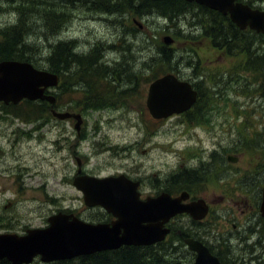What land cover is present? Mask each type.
Masks as SVG:
<instances>
[{"label":"rangeland","instance_id":"rangeland-1","mask_svg":"<svg viewBox=\"0 0 264 264\" xmlns=\"http://www.w3.org/2000/svg\"><path fill=\"white\" fill-rule=\"evenodd\" d=\"M45 1L53 6L30 9L19 21L14 2L0 0V42L3 31L15 25L27 28L30 34L19 50L25 55L23 45H29L27 56L35 54L41 68H47L56 44L69 42L74 54H90L94 73L72 67V73L65 74L67 86L48 92L59 97L58 106L35 101L40 109L30 111L26 103H0V233L43 228L60 212H73L88 223L108 221L104 208L85 204L73 181L78 176L126 175L142 181L150 196L168 192L178 197L192 191L194 201L198 197L214 204L213 217L198 227L191 216L181 217L169 246L162 253L155 251L172 264L193 259L180 240L183 233L202 237L220 250V241H225L220 235L232 231L229 217L241 225L231 238L233 252L246 254L251 244L258 246L257 234L241 232L249 220L240 219L239 210L249 192L255 196L264 188V65L246 64L247 55L239 49L216 47L212 29L205 31L211 17L198 4L177 21H166L161 15L126 13L125 8L97 13L86 2L72 6ZM239 1L264 10V0ZM168 36L173 39L170 45L164 41ZM161 47H173L176 59L166 62ZM167 74L192 84L203 82L207 99L200 102L201 111L164 120L152 117L149 86ZM74 87L93 92L92 108L81 102L80 93L67 92ZM70 112L82 116L79 131L76 119L55 115ZM180 175L187 182L175 180ZM245 237L251 243L241 245L238 240ZM32 264L46 263L38 257Z\"/></svg>","mask_w":264,"mask_h":264},{"label":"water","instance_id":"water-1","mask_svg":"<svg viewBox=\"0 0 264 264\" xmlns=\"http://www.w3.org/2000/svg\"><path fill=\"white\" fill-rule=\"evenodd\" d=\"M183 1L229 16L241 30L250 29L264 35V10L254 9L236 0ZM164 41L170 45L173 39L168 36ZM59 81L57 74L39 70L31 63L2 61L0 103L16 105L23 100H41L55 105L56 97L46 92L57 87ZM197 96L191 83L180 80L175 74H167L150 84L147 108L153 118L163 120L189 111L196 103ZM55 115L61 120L76 119L75 127L80 130L83 120L81 115ZM228 159L232 162L237 160L231 156ZM73 185L82 192L88 207H102L117 220L112 225L93 224L73 214L60 212L48 218L46 227L28 229L23 235L0 233V261L32 264L40 257L42 262L52 263L116 251L122 247L154 246L166 240L171 231L166 225L174 217L187 214L201 221L209 213V205L203 199L186 203L190 198L186 191L175 198L169 193H162L142 201L137 191L139 183L123 175L116 178L78 176ZM261 212L264 216V200ZM185 243L191 251L197 253L193 264H221L202 242L186 238Z\"/></svg>","mask_w":264,"mask_h":264},{"label":"trees","instance_id":"trees-1","mask_svg":"<svg viewBox=\"0 0 264 264\" xmlns=\"http://www.w3.org/2000/svg\"><path fill=\"white\" fill-rule=\"evenodd\" d=\"M9 3L16 5V10L20 14L19 21H23L27 17L28 11L41 8V6L52 5V2L43 1V0H24L28 3L25 4L23 1L18 2L17 0H6ZM64 4H70L72 6L77 5L78 3H87L86 5L90 7V10H94L97 13H113L119 12V9H126V13L136 12L139 15L145 16L144 14L152 15H161L166 21H177L180 18V15H183L191 10L193 7H198L196 3H188L183 0H57ZM45 2V3H44ZM252 6L250 3H248ZM57 7V6H55ZM202 9L206 15L211 17V22L205 27L207 32L209 29H212L210 32L211 38H213V44L216 47L226 49L231 51L232 49H239L238 53H245L247 55V63L264 65V35L258 34L251 30H241L239 29L229 17H225L222 14L208 9L206 7H198ZM101 11V12H99ZM35 13L34 11H31ZM13 26L6 31H3L5 39L0 42V62L2 61H21L29 62L33 64L38 69H43L40 67V64H37L38 61L35 58V54H30L27 56V53H30L32 50L29 49V45H23V51L27 52L24 55V52L19 50L24 41H27L26 36L29 35L27 28ZM237 43V44H235ZM239 44L243 47H239ZM71 43L65 42L56 44L50 56L48 57L47 70L51 73L61 75L63 77V86H67L65 74L72 73L71 68L73 67H82V69L94 73L92 71V66L90 63L91 57L90 54L77 55L74 54L71 50ZM31 50V51H30ZM161 57L170 63L172 60L176 59L175 49L164 47L160 49ZM30 51V52H29ZM98 62V60H97ZM39 65V66H38ZM98 63H96L97 67ZM102 84V83H101ZM94 85V84H93ZM195 89L199 92V99L196 105H194L192 111H201L203 104L200 105V102L204 100L206 103L207 93L206 89L203 86V82L193 83ZM80 93L82 95V103H85L87 107L92 108L96 103V96L91 90L83 91L71 88L67 92ZM97 92V90H95ZM95 93V92H94ZM96 94V93H95ZM57 97V106L59 105V97ZM98 97V96H97ZM40 102V105L48 107L47 102ZM37 102L25 100L19 105L26 103V106H31L30 111H39L40 106L36 107ZM19 107L16 105H11V107ZM42 110V108H41ZM43 111V110H42ZM50 111V110H45ZM184 175L176 176L175 180L182 181L183 183L187 182V177ZM180 177V178H179ZM194 181V178L192 180ZM187 236L183 233L181 241L184 237ZM171 240H167L163 243H160L151 247H126L122 248L119 251L112 252H102L94 255L83 256L80 259V264H172L168 259L163 255L157 254L155 251L158 250V253H162L169 245ZM60 262V264H73L76 260ZM78 262V261H77ZM0 264H8L6 261H1ZM186 264V263H185Z\"/></svg>","mask_w":264,"mask_h":264},{"label":"flooded vegetation","instance_id":"flooded-vegetation-1","mask_svg":"<svg viewBox=\"0 0 264 264\" xmlns=\"http://www.w3.org/2000/svg\"><path fill=\"white\" fill-rule=\"evenodd\" d=\"M59 77H60V83H59L58 89H62V87H63V85H62L63 84V77H61V75H59ZM67 112H69V111H67ZM71 121H74V119H72ZM79 162L80 161L77 160L78 166H80ZM123 176H125L126 178H128L129 180H131V181H133L135 183H139V186H138L137 191L140 194V199L142 201H145L149 197H157V196L161 195L162 193H165V192H160V193L156 194L155 196H153V195L150 196V195H148L147 193L144 192L145 186L143 185V182L142 181H140V180H136L135 181V180L130 179L129 176H126V175H123ZM109 177H115L116 178V177H119V176L117 175V176H109ZM186 192H188V191H186ZM191 192L192 191L188 192L189 195H190V198H189V200H187L186 203H191L194 200H196V197H194L193 194H190ZM166 193H168V192H166ZM171 195L173 197H175L174 194H171ZM248 196H249V199H246V203L243 204L244 205L243 206L244 208H242V209L239 210L240 211L239 218L244 220V218L246 217L247 218V221L249 220V225H248V228L247 229H244V231H241V232L247 234V231H251L252 233H254L253 235H256L257 234L256 238H258L257 239L258 246L257 245H254L255 243L254 244H251L249 246L251 249L246 254L240 253V255L234 253L233 250L229 247V245L232 244V239L231 238H233L236 235L237 232L239 233V229H240V226H241V225H239V223L237 221L238 220L237 217H236V219H237L236 221L234 220V218H231V217L228 218V221L232 224L231 225L232 226L231 227L232 231L226 232L225 235H222V236L220 235V237L225 238V241L224 242H223V240L220 241L222 243V244H220V246H221L220 247V250H216L214 248V246L211 245L210 242L207 241V240H205L204 238L198 236V238H201V239H198L195 236H192L191 235V238H194L195 240L202 242L209 249L210 253L213 256H215L216 258H218V260L220 261L221 264H242V263L243 264H262L261 263V260H262V257H264V232L261 233L260 228H261V225H262L261 224V221L264 222V216H263V214L261 212V208H262V204H263V200H264V188L260 189L255 194V196L251 195L250 192H249ZM197 199H200V198L197 197ZM250 200H252V203H254V204H251L250 205ZM205 201L209 205V213H208V215H207V217L205 219L212 218L213 217L214 204L212 202H210V201H207V200H205ZM248 205H250V206H248ZM107 213H108V219H107L108 221H105V222H102V221L101 222H90V223H93V224L104 223V224L112 225V223L114 221H116L117 218L113 214H111L109 212H107ZM67 214H70V213H67ZM71 214H73V212ZM109 215H110V217H109ZM184 216H190V215H187V214L178 215V216L174 217L173 219H171V221L166 225V227L171 230L170 231V234L167 236V240L173 238L172 236L175 234V230H174L175 227H174V225L177 223V221L181 217H184ZM191 221H192V224L195 225L196 227L200 226V224H203V222H204V220H201V221L198 220V221H196L193 218H192ZM27 230H25L23 234H25ZM182 235L183 234H180L179 236H182ZM186 235L187 236H185L182 241H185L186 238H189L190 235L189 234H186ZM240 238L241 237L238 238V236H237V239H240ZM248 238H249V236H248ZM238 242L241 245H243L245 243L246 244L251 243L247 239V237H245L244 240H238ZM224 247L229 252L228 251H224ZM122 248H125V247H122ZM122 248L120 250H122ZM116 251H119V250H116ZM188 254L193 257L192 261L189 264H193L195 262V260H196L197 253H195L193 251L192 252L191 251H188ZM245 255L247 257H244ZM224 256H226V258ZM4 261H6V260H4ZM6 262L8 264H11L8 261H6ZM48 264H51V263H48Z\"/></svg>","mask_w":264,"mask_h":264},{"label":"bare ground","instance_id":"bare-ground-1","mask_svg":"<svg viewBox=\"0 0 264 264\" xmlns=\"http://www.w3.org/2000/svg\"><path fill=\"white\" fill-rule=\"evenodd\" d=\"M214 87V86H213ZM216 90V89H215Z\"/></svg>","mask_w":264,"mask_h":264}]
</instances>
